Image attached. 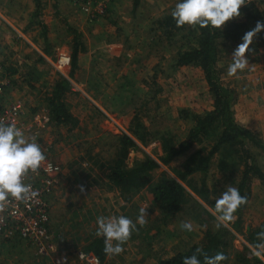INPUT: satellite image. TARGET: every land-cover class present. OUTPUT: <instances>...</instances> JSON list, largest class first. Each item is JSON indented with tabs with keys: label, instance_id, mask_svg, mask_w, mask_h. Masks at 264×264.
Instances as JSON below:
<instances>
[{
	"label": "rangeland",
	"instance_id": "1",
	"mask_svg": "<svg viewBox=\"0 0 264 264\" xmlns=\"http://www.w3.org/2000/svg\"><path fill=\"white\" fill-rule=\"evenodd\" d=\"M134 1L107 0L105 14L97 16L96 13L82 12L76 1L78 6L73 5L71 0H65L64 3L60 0H43L45 7L39 10L40 15L33 21L25 20V26L13 21L18 10L13 6L10 9L2 8L0 4V77L8 81L0 103L8 106L20 102L25 107L26 121L29 122L45 115L50 119V126L40 128L35 139L42 148L50 147L48 156L63 170L57 176V181L61 180L60 184L54 183L48 203L52 208V220L59 228L58 232L52 227L51 230L56 236L59 254L67 256L65 264H78L76 251L88 252L87 246L97 237L98 216L124 215L135 222L141 207L146 208L148 213L147 224L137 226L138 231L132 234L120 255L107 257L105 261L109 264H156L165 257L170 258L192 246L202 245L207 234H215L218 230L214 215L215 198L229 185L238 188L242 181L245 169L243 153L239 145H228L227 149L223 147L221 153L213 156L205 181L203 175L197 173L190 177L189 186L184 184L187 196L179 212L167 213L154 205L150 186L172 176L181 181L177 172L184 171L193 155L208 154L220 131L194 143L188 152L173 159L169 165L162 162L166 156L164 147L168 144L178 146L189 140L196 126L195 117L211 111L214 99L200 68L177 66L179 53L195 44L196 27L187 25L186 30L168 35L166 29L159 25L161 20L171 15L179 0H141L137 8ZM258 1L252 0L251 4L242 6L241 16L232 20H243L246 14L243 12L250 5L263 13L261 20L264 19V9L256 7ZM12 12L15 14L11 17L9 13ZM49 17L59 22L62 32L56 29L43 34L41 27H35L41 18L45 21ZM66 24L68 30L65 29ZM21 34L27 36L35 46H30ZM77 36L84 51L79 52L73 72L72 64L66 69V77L57 72L51 62L64 50L72 57ZM44 37L53 40L51 47L43 42ZM241 44L220 42L217 68L221 82L234 93L232 110L237 122L257 133L264 141V39H256L249 46L246 53L248 67L230 75L232 56ZM121 49L127 55L119 60L116 52ZM128 53L131 56L128 57ZM135 55L138 56L136 59ZM117 60L142 65L145 73L140 85L142 93L133 99L135 103L126 105L121 100V94L116 96L115 89L114 98L108 96L106 99L107 109L105 96H100L95 86L96 74L86 70H92L93 64L102 66ZM134 77L137 76L134 74ZM60 79L69 83L65 101L70 112L78 119L79 124L74 128L59 125L51 118L47 99ZM121 109L131 112L128 116L132 125L130 129L129 124L124 123L116 113ZM121 128L130 134L132 129L134 132L140 131L143 141V144L137 141L138 149L130 150L126 160L128 168L146 157L161 163L160 168L151 172V183L140 193L141 200L126 202L125 211L121 206V198L129 200L131 197L120 198L118 191L111 189L105 173L99 168L100 164L117 158L118 138L125 135ZM48 129L49 135L46 132ZM26 137L31 138L28 135ZM248 148L256 165L264 172V154L251 143ZM221 166L226 171L223 172ZM248 186L245 192L249 213L244 211L241 219L235 215L234 222L224 225L229 232L230 245L236 239V231L238 238L243 233L250 236L264 223V185L260 179L252 176ZM185 221L192 223V231L181 229L180 225ZM240 242L243 246L241 255H255L260 264H264V251L257 256V249L251 241L248 242L250 246L242 239ZM231 249L229 259L222 264H243L238 251L234 247ZM0 264H54V261L40 256L28 240L0 237Z\"/></svg>",
	"mask_w": 264,
	"mask_h": 264
},
{
	"label": "trees",
	"instance_id": "2",
	"mask_svg": "<svg viewBox=\"0 0 264 264\" xmlns=\"http://www.w3.org/2000/svg\"><path fill=\"white\" fill-rule=\"evenodd\" d=\"M140 1H134L135 8L140 4ZM253 7V5L246 7L243 12L246 13L243 20H230L222 29H216L211 26L205 28L197 26V29L195 28L197 34L194 46L179 53L178 67L195 66L202 70L213 95V109L203 116L195 117L196 126L194 131L191 132L189 140L178 146L168 144L164 147L166 156L162 158V162L169 165L173 159L188 152L194 143L201 142L203 138L212 137L218 130L220 132L216 143L208 154L197 153L193 155L185 165L184 171L177 172L181 181L167 177L156 185L150 186L154 205L167 213H176L182 209L187 196L184 184L189 186L191 184L190 177L197 173L202 174L205 181L213 156L216 153H221L223 147L227 149L228 145H239L243 153L242 156L245 159V169L242 181L238 187L241 195L247 196L245 191L249 188L248 185L252 176L260 179L264 185V172L256 165V160L248 148V144L251 143L264 154V141L257 133L237 122L232 110L234 93L221 82L217 68L218 44L220 42L239 43L243 41V37L248 31L255 28L257 22L264 23L261 20L263 13L253 9ZM159 25L166 29L164 30L168 35L182 32L187 28V25L177 27L172 15L161 20ZM256 38L264 39V30L259 32ZM74 42L72 48V72L76 67L79 52L84 51L79 36L76 37ZM68 88L69 83L65 79L58 80L49 93L47 101L50 106L51 118L59 125H69L74 128L78 126L79 122L70 112L69 105L65 101ZM135 133L141 135L140 131H135ZM138 137L142 139L141 136ZM118 145L117 158L109 163L100 164L99 168L105 173L111 189L117 190L121 196L127 199L149 187L151 172L159 167V163L150 157H146L128 168L126 160L130 150L133 148L137 149V145L126 135L118 138ZM220 168H222L223 172L226 171L225 167L221 166ZM247 210V205H244L235 215L240 216ZM261 231H264V223L260 224L258 229L251 233V241L254 247L259 242L257 234ZM205 240L202 245L193 246L185 252H179L166 260H161L159 264H182L183 257L191 256L196 248H202L209 256L215 255L217 252H223L229 258L230 236L226 227L221 226L215 234H207ZM103 248V238L96 237L87 246V251L94 253L101 261H105L108 255L104 253ZM200 259L201 264H203V257L201 256ZM240 259L243 264H260L255 255L248 253H243Z\"/></svg>",
	"mask_w": 264,
	"mask_h": 264
},
{
	"label": "clouds",
	"instance_id": "3",
	"mask_svg": "<svg viewBox=\"0 0 264 264\" xmlns=\"http://www.w3.org/2000/svg\"><path fill=\"white\" fill-rule=\"evenodd\" d=\"M246 0H179L171 12L177 27L185 25L193 28L222 27L233 18L241 16L240 9ZM264 30V23L257 22L255 28L248 31L243 37V43L238 46L233 54V62L229 65V74L235 75L244 71L249 64L246 53L254 37ZM46 161V155L35 137H26L24 131L13 123L0 119V225L5 223V213L13 201L29 202L37 194L32 185L26 183L30 173L38 174ZM81 192L84 188L81 186ZM248 203L246 195H241L238 188L229 185L219 197L215 198L214 215L217 220L216 227L234 222L235 213ZM146 208L141 207L135 222L124 215H100L96 219L97 229L95 235L104 241L103 251L108 256L120 255L124 245L131 239L138 225L147 224ZM182 230L192 231L190 221L182 222ZM259 241L255 245L259 256L264 251V231L257 234ZM222 264L228 257L223 252L209 256L202 248H196L191 256L183 257L182 264Z\"/></svg>",
	"mask_w": 264,
	"mask_h": 264
},
{
	"label": "built area",
	"instance_id": "4",
	"mask_svg": "<svg viewBox=\"0 0 264 264\" xmlns=\"http://www.w3.org/2000/svg\"><path fill=\"white\" fill-rule=\"evenodd\" d=\"M81 6L82 12L93 13L100 16L106 12L107 0H74ZM252 3V0H246V5ZM96 4V7L91 5ZM20 35V34H19ZM23 37V35L21 34ZM46 58L45 55H42ZM51 61L49 60V63ZM52 66L61 74L72 64L71 54L67 51H60L57 58L53 60ZM1 71V68H0ZM66 76V74H64ZM67 77V76H66ZM8 82L0 77V102L4 95V90ZM26 110L20 102L11 103L3 106L0 103V119L5 122L13 123L21 128L25 135L29 137L38 136V130L45 127L50 119L48 116L39 117L34 121H26ZM125 135H129L124 130ZM131 138V137H130ZM46 155V161L42 165L38 174L30 173L26 183L32 185L33 191L37 194L31 201L25 203L13 201L5 215V223L0 225V237L14 238L20 237L30 241L37 249L40 256L52 259L54 264H65L67 256L64 253L59 254L58 242H55L56 236L51 230V205L48 203L49 197L52 195L54 183L62 173V167L53 162L48 156L50 147L42 148ZM58 176V177H57ZM59 236V235H58ZM78 264H109L108 261H101L92 252L76 251ZM264 263V261H263Z\"/></svg>",
	"mask_w": 264,
	"mask_h": 264
},
{
	"label": "crops",
	"instance_id": "5",
	"mask_svg": "<svg viewBox=\"0 0 264 264\" xmlns=\"http://www.w3.org/2000/svg\"><path fill=\"white\" fill-rule=\"evenodd\" d=\"M41 1L42 2H35L34 3V2H31V1H25V0H14V1H11V0H0V4H1L2 8L8 7L10 9V6H13L16 10H18L17 11L18 14L15 15V16H14V14H15L14 12L9 13V14L11 15V17L14 16L13 19H15V20H13V21L15 23L20 22L21 26H25L27 24V23L24 22L25 20L33 21L32 19H35L38 15H40L39 10H41V7H43V6L45 7V5L43 3V0H41ZM60 2L64 3L65 0H60ZM71 2H72L73 5L76 4L72 0H71ZM71 2H69V3L71 4ZM258 2L259 3L256 5V7L258 9H264V0H259ZM27 4H28V7H27ZM67 5H68V3H67ZM70 6L72 7V5H70ZM33 11H35V13H33ZM0 16H1V12H0ZM16 21H18V22H16ZM262 21L264 22V19H262ZM101 22L103 23V21H101ZM67 25L68 24H66V28H65L66 30H68L67 29V27H68ZM35 27L36 28H38V27L40 28L41 27L43 34H47V32H49V31L50 32H54V30H56V29L59 30V32H62V28L59 25V22H55L52 17L45 18V21H43L42 18H41L37 22V25ZM81 35L83 36L82 32H81ZM22 38H25L24 40L30 46H32V47L35 46L32 43V41H30L28 39L27 36L23 35ZM256 39H258V38L255 37L253 39V41H255ZM43 42L46 45H50V47H51L50 43L53 42V40L51 38L47 39L46 37H44ZM241 43L242 42H239L238 44H241ZM41 54L45 55L42 52H41ZM112 54H114V52H112ZM126 55L127 54L125 53V51L123 49L118 50L116 52V57L119 60H122L123 58H121V57L122 56L124 57ZM129 56H131V55L128 53V57ZM137 57L138 56L135 55L134 59H136ZM119 60L112 61V63H108V64L102 65V66H97V65L93 64L92 65V70H86L85 69V65L83 66L84 70H86L88 72L91 71L92 73L96 74V81L95 82H96L97 85H95V84L94 85L96 86V89H98L100 91V96H101V94H103L105 96L104 103H105V108H107V109H108V107H107L108 106V101H107V104H106V99L108 98V96H110V99L114 98L113 92H114L115 89H117V95L116 96H118V93L121 94V98H122L121 100L124 101V103L126 105L135 103V101H133V99L136 98V96H138V95L141 96V93H142V86H140V85H141V82H142V77H143L142 75L145 74L144 71L141 68L142 65L139 66V65H135V64L134 65L133 64H126L125 60H123V61H119ZM143 61H144V58H143ZM143 61H142V63H143ZM134 74L137 77H134ZM100 102L103 103L102 99L100 100ZM110 102H113V101L110 100ZM121 111H118L116 113L122 118V119L121 118L120 119L122 121H124V123L129 124L128 127L130 129V127L132 125L129 122L128 116L130 115L131 112L129 110H125V109H121ZM47 126H50V124H47L45 127H47ZM46 132L49 135L50 130L48 129ZM126 136L131 137V139L135 142L136 145H137V141L139 143L143 144V141L138 137L140 135L136 134L133 131V129H132L131 134L129 133V135H126ZM138 146L139 145H137V149H138ZM154 160L159 163L158 160H156V159H154ZM160 167H161V163H159V167L158 168H160ZM172 177L174 178V176H172ZM60 181H57L56 185H59ZM140 193H138L135 196H132L131 198H128L129 200H125V199L121 198V195L118 192L117 194L122 199L121 200V203H122L121 206L123 207L122 209H124V211H125V207L127 205L126 202L128 203V201H130L131 199L132 200H136V199L141 200V197H142L141 194L142 193L141 194ZM119 207H120V205H119ZM247 211L249 213L250 210L248 209ZM51 212H52V210H51ZM242 215L238 216V219H241ZM51 227L55 231H57V232L59 231L58 226L52 220V215H51ZM235 234H236L235 235L236 239L234 240V242L231 243V245H229V249L228 250L232 251L231 247H234V249L236 251H238V255H239L241 253L240 251H243V246L241 245V242H240L241 239L246 245L250 246L248 242L251 241V234H250V236H247L245 233H243V234L240 233L241 235L239 236V238H238L239 234H238L237 231L235 232ZM167 249H169V246H167ZM251 250H253V248H251ZM171 254H174V253H171ZM228 255H230V252L228 253ZM167 258H169V257H165V258H163L161 260H164V259H167ZM161 260H159V261H161ZM156 264H159V262H157Z\"/></svg>",
	"mask_w": 264,
	"mask_h": 264
}]
</instances>
